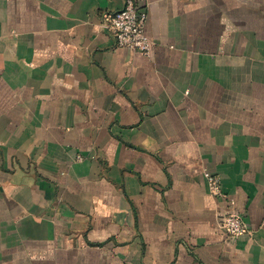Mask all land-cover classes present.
<instances>
[{"label": "crops", "instance_id": "1", "mask_svg": "<svg viewBox=\"0 0 264 264\" xmlns=\"http://www.w3.org/2000/svg\"><path fill=\"white\" fill-rule=\"evenodd\" d=\"M143 3L0 0V264H264V0Z\"/></svg>", "mask_w": 264, "mask_h": 264}, {"label": "built area", "instance_id": "2", "mask_svg": "<svg viewBox=\"0 0 264 264\" xmlns=\"http://www.w3.org/2000/svg\"><path fill=\"white\" fill-rule=\"evenodd\" d=\"M148 16L143 0H125L121 10L104 15L103 25L114 35L118 46L150 57L153 52V42L145 32ZM205 176L212 194L216 197L225 196L221 177L209 172H206ZM221 226L233 238L249 232L244 216L236 211L226 215L221 221Z\"/></svg>", "mask_w": 264, "mask_h": 264}]
</instances>
